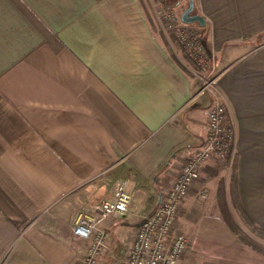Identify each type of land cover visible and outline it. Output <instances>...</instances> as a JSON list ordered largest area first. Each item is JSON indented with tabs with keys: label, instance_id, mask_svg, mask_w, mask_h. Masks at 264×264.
Returning <instances> with one entry per match:
<instances>
[{
	"label": "crops",
	"instance_id": "crops-1",
	"mask_svg": "<svg viewBox=\"0 0 264 264\" xmlns=\"http://www.w3.org/2000/svg\"><path fill=\"white\" fill-rule=\"evenodd\" d=\"M194 3L211 63L202 76L182 69L143 0H0V264H81L77 216L121 181L129 211L102 223L111 249L100 263L125 256L218 103L235 131L243 209L264 230V0ZM231 175L211 161L191 186L180 264H264L223 220L220 194L238 218Z\"/></svg>",
	"mask_w": 264,
	"mask_h": 264
},
{
	"label": "built area",
	"instance_id": "built-area-1",
	"mask_svg": "<svg viewBox=\"0 0 264 264\" xmlns=\"http://www.w3.org/2000/svg\"><path fill=\"white\" fill-rule=\"evenodd\" d=\"M165 16L173 21L175 28L182 29L179 39L191 56H203L205 47L196 29L184 24L180 17ZM234 140L235 131L227 108L218 103L210 111L205 141L188 155L171 189L163 195L159 208L141 223L127 254L114 259L112 264H180L189 248V240L176 227L181 207L207 163L233 161ZM206 196L202 194V197ZM130 202L131 194L127 191L126 182L121 181L112 200L102 201L92 212L80 211L72 232L87 243L81 264H101V258L111 249L110 234L102 223L108 218L126 215Z\"/></svg>",
	"mask_w": 264,
	"mask_h": 264
},
{
	"label": "rangeland",
	"instance_id": "rangeland-1",
	"mask_svg": "<svg viewBox=\"0 0 264 264\" xmlns=\"http://www.w3.org/2000/svg\"><path fill=\"white\" fill-rule=\"evenodd\" d=\"M143 2L145 3L147 12L155 22V28L157 29L158 32H160L169 51L177 58L178 62L183 67V69L191 76L194 75L202 76L209 74L211 69L210 66L211 63L208 59L206 51L204 50L203 56L200 57L191 56V52L183 45V43L179 39V33L181 32L182 29L175 28V26L172 24L173 21L167 19V17L165 16V15H170L172 18L173 17L179 18L181 14L188 8L190 0H172L170 2H168V0H143ZM196 13L197 10L194 9L193 14ZM192 27L194 29L197 28V27L195 28L193 25ZM195 31L198 35L200 42L203 43L202 32H200V30L198 29H196ZM215 75L216 74H213L211 78L208 79V82L214 79ZM207 87H211L209 86V83ZM235 156L236 153L234 155V158ZM218 162L228 165L232 173V166L234 159L231 163L221 162V161ZM202 194L207 195V193H202ZM232 218L242 233H244L246 236H248L252 241L257 243L258 245L264 247V239L258 236L253 230L248 228L239 214H238V218L235 219L233 216Z\"/></svg>",
	"mask_w": 264,
	"mask_h": 264
},
{
	"label": "trees",
	"instance_id": "trees-1",
	"mask_svg": "<svg viewBox=\"0 0 264 264\" xmlns=\"http://www.w3.org/2000/svg\"><path fill=\"white\" fill-rule=\"evenodd\" d=\"M182 67V66H181ZM183 69V67H182ZM184 70V69H183ZM185 71V70H184ZM186 72V71H185ZM187 73V72H186ZM230 190H231V197H232V203L244 221V223L247 225L248 228L253 230L258 236L262 237L264 239V230L260 228L245 212L243 209L240 197H239V191H238V171H237V155L234 158L233 166H232V175H231V183H230ZM222 194L219 195V205H220V211L222 213L223 220L227 224V226L231 229L234 235L238 237V239L247 247H249L254 252L263 255L264 256V247L258 245L254 241H252L248 236H246L244 233L241 232V230L238 228V226L235 224L232 216L228 212V210L225 208L224 204L222 203Z\"/></svg>",
	"mask_w": 264,
	"mask_h": 264
},
{
	"label": "water",
	"instance_id": "water-1",
	"mask_svg": "<svg viewBox=\"0 0 264 264\" xmlns=\"http://www.w3.org/2000/svg\"><path fill=\"white\" fill-rule=\"evenodd\" d=\"M194 9V0H190L188 8L180 16L181 21L186 25L198 24L204 27L206 25L205 18L201 15L193 14Z\"/></svg>",
	"mask_w": 264,
	"mask_h": 264
}]
</instances>
